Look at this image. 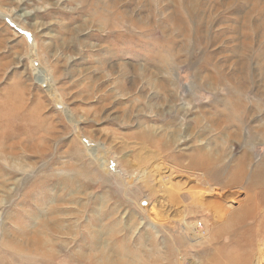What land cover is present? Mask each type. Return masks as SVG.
Listing matches in <instances>:
<instances>
[{"label": "rangeland", "instance_id": "374dc122", "mask_svg": "<svg viewBox=\"0 0 264 264\" xmlns=\"http://www.w3.org/2000/svg\"><path fill=\"white\" fill-rule=\"evenodd\" d=\"M0 117V264H264V0H0Z\"/></svg>", "mask_w": 264, "mask_h": 264}, {"label": "bare ground", "instance_id": "6f19581e", "mask_svg": "<svg viewBox=\"0 0 264 264\" xmlns=\"http://www.w3.org/2000/svg\"><path fill=\"white\" fill-rule=\"evenodd\" d=\"M44 77V76H43ZM45 78V77H44ZM46 79V78H45ZM44 79V80H45ZM14 92V91H13ZM16 93V92H15ZM14 100H16V99H14ZM9 102V101H8ZM20 105V104H19ZM24 105V104H23ZM22 108V107H21ZM10 109H11V107H10ZM13 110H14V108H13ZM6 112V111H5ZM16 112V111H15ZM16 114H17V112H16ZM12 116V115H11ZM10 117V116H9ZM13 117V116H12ZM1 118V117H0ZM5 119H6V117H5ZM12 119H14V118H12ZM8 121V120H7ZM91 151V150H90ZM91 154H93V155H96L97 156V154H94V152L92 151V153ZM100 158V157H99ZM101 159V158H100ZM103 166V165H102ZM148 205V203L147 202H145V204H144V206H147ZM201 225H202V223H201ZM197 229H199V228H197Z\"/></svg>", "mask_w": 264, "mask_h": 264}, {"label": "crops", "instance_id": "0c3cea01", "mask_svg": "<svg viewBox=\"0 0 264 264\" xmlns=\"http://www.w3.org/2000/svg\"><path fill=\"white\" fill-rule=\"evenodd\" d=\"M251 208H256V205H254V207H253V206H251ZM229 216H230V215H229V213H226V216H225V218H226V220H227V221H226V223H227V224H230V223H232V220H231V219H230V221H231V222L228 220ZM242 221H243V220H242ZM229 222H230V223H229ZM227 224H225V225H227ZM244 224H245V223H244ZM247 225H248V224H247Z\"/></svg>", "mask_w": 264, "mask_h": 264}, {"label": "built area", "instance_id": "2783aa9c", "mask_svg": "<svg viewBox=\"0 0 264 264\" xmlns=\"http://www.w3.org/2000/svg\"><path fill=\"white\" fill-rule=\"evenodd\" d=\"M199 225H200V226H199V227H197V228H199V230H200V229H202V227H201V223H199Z\"/></svg>", "mask_w": 264, "mask_h": 264}]
</instances>
